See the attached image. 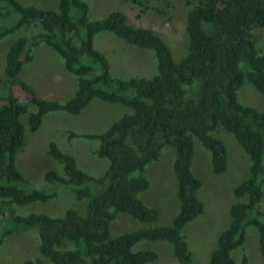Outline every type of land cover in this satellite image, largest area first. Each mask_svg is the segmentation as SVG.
<instances>
[{
	"label": "trees",
	"instance_id": "obj_1",
	"mask_svg": "<svg viewBox=\"0 0 264 264\" xmlns=\"http://www.w3.org/2000/svg\"><path fill=\"white\" fill-rule=\"evenodd\" d=\"M56 1V10H49L23 6L17 0H0L4 7L0 15L6 16L9 11L15 15L11 23L0 26V38L24 25L40 27L28 38L14 39L3 57L8 84L7 94L0 97V213L14 226L38 228V254L20 264L153 262L154 251L131 250L140 240L168 241L175 260L189 262L191 252L181 228L203 209L196 196L200 180L190 170L193 140L208 151L211 172H223L225 148L210 134L217 126L233 136L249 165L247 177L231 189L241 200L229 205V222L218 234L207 264H249L244 255L238 262L230 257V251L243 242L247 226L256 229L258 252L264 258V211L258 208L264 184V110L243 105L236 97L240 85L248 82L264 98V52L257 50L251 33L256 27H264V0H185L188 44L176 62L158 35L129 25L121 12L112 11L91 20L84 1ZM123 1L145 8L150 2ZM101 31L152 50L156 73L150 78L110 76L106 58L92 46L94 34ZM39 43L56 52L64 69L75 76L74 93L63 101L36 97L16 77L23 63L32 59L30 48ZM12 86L26 92L33 105L26 118L32 132L44 114L62 111L76 115L93 98L130 109L105 130L84 134L98 141L95 154L108 163L99 176L78 168L73 156L54 142L48 144L47 154L61 164L63 175L46 170L44 180L55 186H69L77 199L84 198V214L72 208L65 209L60 217L44 213L18 215L12 210V204L44 202L56 195L55 188H29L15 167V153L24 138L19 116L27 108L13 96ZM164 146L171 147L174 153L177 212L169 225L138 228L111 237L109 221L116 212L144 223L156 219V210L143 204L137 194L148 186L141 175L144 166L157 159ZM133 172L138 175H130ZM11 229L0 227V243Z\"/></svg>",
	"mask_w": 264,
	"mask_h": 264
},
{
	"label": "rangeland",
	"instance_id": "obj_2",
	"mask_svg": "<svg viewBox=\"0 0 264 264\" xmlns=\"http://www.w3.org/2000/svg\"><path fill=\"white\" fill-rule=\"evenodd\" d=\"M87 5V17L100 19L112 11L121 12L126 22L138 28H147L158 35L167 45L173 61H178L186 52L188 37L185 31V0H150L148 7H139L123 0H82ZM23 6L56 10V0H17ZM0 8L2 4H0ZM159 9L161 11H157ZM141 10V11H140ZM0 11L3 12L2 9ZM15 18L9 11L6 16L0 15V26L11 23ZM40 30L38 24L24 25L14 32L0 38V97L7 94L8 78L3 72V57L9 44L17 37H26ZM252 39L258 51L264 52V27L251 31ZM92 46L106 58L110 76L119 78H150L156 73V58L150 49L129 44L113 34L101 31L94 34ZM32 59L23 63L17 78L22 80L38 98L63 101L74 93L75 76L68 73L59 55L43 43L30 48ZM11 92L20 102L26 104L27 111L19 116L24 127L23 144L15 153V167L27 181L29 188L50 190L55 188V197L44 201H33L27 204H12L15 214L44 213L60 217L67 208L79 214L85 212V199H77L69 186H55L46 182L43 174L54 170L63 175L61 164L47 154L48 144H54L75 159L81 170L92 176L103 173L108 163L95 154L98 141L84 137L87 133L105 130L113 121L130 109L120 103L106 102L97 98L91 99L78 114L72 115L62 111H51L42 116L40 125L35 131L27 127V113L33 111L28 101V94L15 86ZM237 100L246 106L264 110V98L248 83L243 82L236 92ZM210 134L220 140L226 152L225 170L214 174L210 170L209 153L201 144L193 140V154L190 170L200 180L196 196L202 203V212L181 228L186 244L191 252V260L183 264H207L209 254L216 245L218 234L229 222L228 207L240 201L232 194V187L248 175L249 159L233 136L222 127H215ZM173 149L164 146L157 159L147 163L141 173L148 182L145 190L137 194L143 204L156 210V219L144 223L116 212L109 221V235L132 231L149 226L169 225L178 210L176 198V178L172 170ZM130 175H138L133 172ZM258 208L264 211V184ZM2 212V211H1ZM10 226L11 232L0 243V264H20L38 254L36 226L23 229L4 220L0 213V227ZM69 244L68 242H65ZM62 249V248H60ZM131 250H151L156 253L153 262L145 264H182L175 260L172 245L163 240H140L131 246ZM244 255L249 264H264V258L257 248V232L247 226L240 246L230 251V257L238 262Z\"/></svg>",
	"mask_w": 264,
	"mask_h": 264
}]
</instances>
